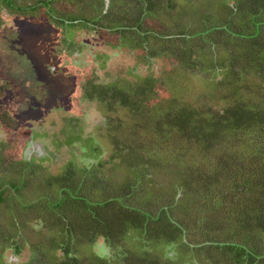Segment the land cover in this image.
I'll return each instance as SVG.
<instances>
[{
	"label": "trees",
	"instance_id": "1",
	"mask_svg": "<svg viewBox=\"0 0 264 264\" xmlns=\"http://www.w3.org/2000/svg\"><path fill=\"white\" fill-rule=\"evenodd\" d=\"M73 1L74 12L55 14L52 0H0V15L42 5L50 21L70 28L69 43L95 41L92 55L80 51L106 65L118 47L106 35L129 37L126 52L148 64V75L100 83L94 71L76 86L103 111L96 114L104 117L106 160L83 126L80 136L57 138L66 137L74 154L77 141L82 153L98 156L95 165L69 160L51 174L17 156L18 173L0 181V208L10 217L0 229V264H83L81 254L94 264H264V0ZM160 63L170 79L146 71ZM6 113L4 104L7 123ZM124 171L131 177L119 182ZM124 238L142 250L127 249ZM99 240L107 256L93 252ZM22 244L30 260L5 263V252L20 257ZM182 250L190 256L179 263Z\"/></svg>",
	"mask_w": 264,
	"mask_h": 264
},
{
	"label": "rangeland",
	"instance_id": "2",
	"mask_svg": "<svg viewBox=\"0 0 264 264\" xmlns=\"http://www.w3.org/2000/svg\"><path fill=\"white\" fill-rule=\"evenodd\" d=\"M20 1L26 4V2L34 0ZM50 7L55 14H67L76 10V4L73 0H52ZM115 16L116 14L112 12L111 19ZM236 27L239 28V25ZM245 29L250 28L247 25ZM70 31V28L55 21H50L46 9L42 5L34 12L28 11L25 14L7 8L1 10L0 81L3 83V92L2 90L0 92V106L5 104L11 113H6L9 122L6 123V120L0 121V181H2L3 176L13 177L18 173L19 169L16 165L18 155L21 159L27 161L32 159V162L40 165L44 171L51 174L60 172L69 160H73L81 166L87 165V163L95 165L98 156L95 159L90 155H85L84 152L88 151L82 153L77 141L74 145V149H76L74 154L72 147L67 149L63 144L66 137L57 138L60 132L63 134L72 132L74 135L80 136L82 131H79V128L81 126H83L85 135L92 134L96 144L100 146L101 154L103 150H106L100 156L101 160H106L109 156L107 146L110 145L105 138V128L102 131L99 130V127H103L101 124L104 117L101 113L96 114L98 108L100 111L102 109L97 103L83 101L79 94L75 92L76 86L78 87L82 83L83 73L90 75L94 71L99 73L98 82L100 83H114L120 80L119 78L133 80L137 75H148L144 72L145 65L148 64L142 59H138V56L133 53L126 52V42H129L131 38L126 37L125 40L119 42L106 35L109 38L107 40L118 46L109 50L111 58L106 65L101 59H98V61L91 58L87 55L86 50L80 51L91 48L92 51L89 54L92 55L94 53L93 49L95 50V41L87 38L88 41L78 40L76 42L72 41V43L70 40L69 43L67 37L72 39ZM99 38H102V36L97 37V39ZM89 41L91 43L87 44ZM129 46L134 53L139 54L134 44H129ZM147 67L146 71L151 72V76L155 78H171V69L169 70L166 63ZM174 79L178 81L179 77ZM9 81L13 82L16 87L10 84ZM189 85L192 90L193 83ZM155 90H159L157 91V97L161 94L163 98L164 89L160 81L159 83L156 81ZM196 93L198 92L196 91ZM14 96L16 98L11 99ZM69 98L72 101L76 99V104L70 102ZM189 99L193 101V104L204 107V98L200 99L193 96ZM108 116L114 118L113 114L108 113ZM76 117L80 124L75 125L70 120V118ZM57 124L59 125L57 126ZM64 124H68L67 128H63ZM23 140H25V145L21 148L20 145ZM54 140L57 141L56 144H54ZM44 146H47V152L52 155V158L48 157ZM105 156L107 157L105 158ZM14 165L15 170H12ZM129 177L131 176L126 171L117 173L119 182ZM143 203L148 205L146 201ZM153 203L155 204V201ZM9 222L10 217L4 214L1 207L0 229L7 230ZM1 235H3V232L0 233ZM25 236L33 239L27 233ZM123 241L127 249L134 247L141 249L140 243H136L135 238L133 240L124 238ZM102 247L103 244L99 240L93 248V252L97 255L107 256L101 250ZM22 248V254L17 257L18 259L13 257L9 251H6L5 263L7 260L17 261V263L30 260L32 252L29 250L28 245L22 244ZM86 254L91 255L88 252ZM112 255L109 256L113 258ZM187 256H190V254L182 250L177 256V261L183 263ZM82 261L83 264H94L92 258L85 257L83 254H81ZM45 264H48V259H45Z\"/></svg>",
	"mask_w": 264,
	"mask_h": 264
}]
</instances>
